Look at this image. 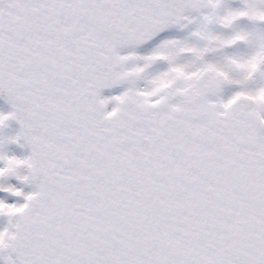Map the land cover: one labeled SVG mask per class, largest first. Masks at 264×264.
Returning <instances> with one entry per match:
<instances>
[{"label": "snow or ice", "instance_id": "obj_1", "mask_svg": "<svg viewBox=\"0 0 264 264\" xmlns=\"http://www.w3.org/2000/svg\"><path fill=\"white\" fill-rule=\"evenodd\" d=\"M0 264H264V0H0Z\"/></svg>", "mask_w": 264, "mask_h": 264}]
</instances>
